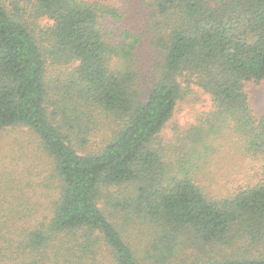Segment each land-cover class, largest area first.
I'll return each mask as SVG.
<instances>
[{
	"label": "trees",
	"instance_id": "1",
	"mask_svg": "<svg viewBox=\"0 0 264 264\" xmlns=\"http://www.w3.org/2000/svg\"><path fill=\"white\" fill-rule=\"evenodd\" d=\"M22 2L28 10L0 0V133L14 126L32 132L52 161L58 194L43 204L42 185L0 149V264H170L186 234L264 251V115H253L244 90L264 78V0ZM41 18L53 23L46 41L32 29ZM109 19L126 27L109 32L101 23ZM149 21L150 47L163 54L158 74L146 69L139 51L149 46L131 28ZM48 58L77 63L63 121L49 117ZM181 80L207 93L213 109L207 127L178 139L176 157L167 159L156 142ZM71 108L108 117L100 146L89 148L81 120L65 115ZM218 140L261 162L257 183L225 197L207 192L198 174ZM115 185L132 189L136 218L155 230L150 245L126 217L117 225L100 209V190ZM238 255L191 264H264V255Z\"/></svg>",
	"mask_w": 264,
	"mask_h": 264
},
{
	"label": "rangeland",
	"instance_id": "2",
	"mask_svg": "<svg viewBox=\"0 0 264 264\" xmlns=\"http://www.w3.org/2000/svg\"><path fill=\"white\" fill-rule=\"evenodd\" d=\"M21 1L5 0V3L9 10L15 9L18 5L21 7L20 9L28 10L27 6L23 2L21 3ZM101 23L109 32L113 33L115 30L125 26L122 22L110 19L102 20ZM52 26V21L47 18H41L32 24V29L38 34H43L38 35V40L46 41L47 36L43 32H48ZM151 26L152 23L149 21L147 24L144 22L142 26L137 25L131 28L132 33L134 28L141 31L140 46H149L146 50L140 49L139 51V56L145 62L146 69L150 74L157 70L158 74L163 54L156 47V44L150 47L152 44L148 32ZM45 46H47V43H45ZM76 66L77 63L74 60L70 62H58L52 58L47 59L45 75L48 80H53L48 91L50 98L48 112L50 118L63 121L64 117L60 106H63V104L68 106V103H63V101L69 93L68 80H72L70 74ZM244 90L246 96H248L253 115L255 117L263 116L264 78L260 81L246 82ZM176 99L177 103L174 112L162 131L159 132L156 142V146L157 144L160 145L166 153L167 159L176 157L177 153L175 150L178 149L179 142L187 134L192 135L195 128L207 127V124H205L207 122L206 119L213 109L211 99L207 93L186 80L180 81V93ZM70 110L72 113H65V115L70 116V122L76 123L77 118L81 120V124L84 126V130L89 138V148L93 149L98 145L100 146L102 135L106 133L109 127L108 117L106 118L99 110L84 115H79L80 108L76 111L72 108ZM178 139L180 140L177 147H174ZM224 140L211 142L216 147V152L210 155L207 166L199 172L197 179L210 195L217 198L232 194V191L240 186L257 183L260 178L261 162L258 159L243 155L240 149H237L238 143L234 141L233 143H228L224 142ZM72 144L75 145L79 152H82L77 141L72 139ZM0 146L2 147L0 148L1 151L6 156H15L12 164L16 165L20 163L23 171L28 169L33 174L36 182L42 185L38 194L43 196V204H47L50 199H54L57 196L58 181L54 173L52 161L44 152L38 139L32 135V132L27 127L14 126L2 131L0 133ZM193 158L195 160L194 154ZM131 193L132 189L129 186L115 185L102 188L97 202L100 209L107 214L114 224H121V218L126 217L127 226L130 227L133 234L138 235V238L142 240V244L145 247V239L149 238L150 245L152 237L155 236V230L149 222L136 218L138 215L134 211V197H132ZM232 252L240 255L249 254L250 257L254 256V258L264 255L263 249L258 252L251 250L247 252L238 245L227 247L217 244H205L195 235L186 234L179 239L175 251L171 254L173 256V263L170 264H191L221 260Z\"/></svg>",
	"mask_w": 264,
	"mask_h": 264
}]
</instances>
